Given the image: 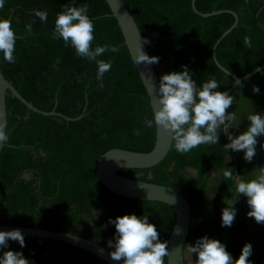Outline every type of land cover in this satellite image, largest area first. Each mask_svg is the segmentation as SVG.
I'll return each mask as SVG.
<instances>
[{
  "label": "trees",
  "instance_id": "1",
  "mask_svg": "<svg viewBox=\"0 0 264 264\" xmlns=\"http://www.w3.org/2000/svg\"><path fill=\"white\" fill-rule=\"evenodd\" d=\"M134 16L143 38L153 40L150 56L159 79L163 74L180 72L187 66L200 87L215 78L218 91L239 89L236 81L215 63L213 48L219 37L234 23L232 14L202 17L192 8V0H124ZM87 4L95 26L96 46H116L97 59L111 61V70L96 79L97 65L76 55L71 45L53 39L55 19L65 6ZM200 12L230 9L239 22L219 44L217 58L230 72L244 77L264 65V0H197ZM48 10L41 22L33 10ZM0 18L11 19L18 37L15 64H9L0 53V65L19 93L32 105L44 111L53 110L79 120L45 116L30 110L21 100L7 94L8 140L0 153V223L68 232L92 240L109 251L107 242L114 240L115 219L124 214L147 216L157 227L159 239L169 241L176 222L173 208L163 202L126 198L109 191L99 180L96 167L101 155L112 148L148 152L156 141V128H146L153 119L149 97L132 60L116 18L106 0H5ZM32 23L33 32L25 26ZM251 38V48L244 37ZM60 63L57 65L56 61ZM55 65V66H54ZM103 83L101 87L100 84ZM243 83V82H242ZM241 83V84H242ZM233 89V90H234ZM232 92L229 94L231 95ZM233 112L232 108L228 109ZM141 130L136 136L134 130ZM228 137L219 133V143L201 145L181 155L174 149L156 166L146 169L123 168L119 174L133 179L168 185L188 200L191 214L211 194L208 181L219 173V203L236 200L235 220L231 227L239 256L246 241L237 230L242 218L243 196L235 192L233 181L225 180L223 171L232 168L241 174V151H226ZM229 156L231 157L228 160ZM187 168L195 177L183 174ZM28 176V177H27ZM103 203L105 215L93 217L94 206ZM222 217H216L217 239ZM106 225V226H105ZM25 238V247L9 241L0 255L9 249L21 251L29 264H109L79 247L45 238ZM190 242L188 235L184 252ZM168 264V258H166Z\"/></svg>",
  "mask_w": 264,
  "mask_h": 264
},
{
  "label": "clouds",
  "instance_id": "2",
  "mask_svg": "<svg viewBox=\"0 0 264 264\" xmlns=\"http://www.w3.org/2000/svg\"><path fill=\"white\" fill-rule=\"evenodd\" d=\"M5 0H0V9ZM89 6L79 7L69 4L64 11L57 14L53 39H62L64 44L71 45L77 56L95 61L97 65L96 79L102 81L104 74L111 70L112 62L97 59L105 52H118L116 46L108 45L92 47L95 40V26L88 15ZM33 14L41 22H46L48 10H33ZM25 26L27 33H32V23ZM18 37L12 27L11 19L0 18V53L9 64H15L16 41ZM244 45L251 48V38L244 37ZM149 43L146 38L140 37L132 54L135 64L154 65L159 63L158 56H150L144 52L143 45ZM60 63L57 59L56 64ZM55 66V65H54ZM180 72L162 74L158 87L154 83L157 96L153 102V119L147 120L145 127H155L160 133L174 141V149L181 155L190 153L201 145H215L219 143V133L222 131L228 137V143L223 147L226 151H243L244 160L251 162L257 154L258 137L264 135V114L253 112L247 116L250 124L246 131L234 136L229 129L238 128L240 118L228 109L235 102V97L228 91H218L219 83L215 78L204 82L198 87L192 79L187 66H182ZM237 86H242L236 80ZM100 86H103L101 82ZM253 91L259 93V87L253 85ZM136 136L141 130H134ZM6 120L0 119V142H7ZM264 148V143H261ZM231 157L229 156L228 160ZM225 180L233 181L235 192L247 198L249 211L247 216L254 218L258 224H264V166L258 167L250 179L233 173L232 168L223 171ZM234 201H228L222 210V227H231L236 216ZM109 224L115 225L114 240L110 239L107 246L113 249L110 258L113 261H122L123 264H171L168 241L159 239L157 227L150 223L147 216L124 214L115 219L109 218ZM106 226V225H105ZM16 241L21 248L25 247V238L21 230H0V248H8L9 241ZM187 253L190 257L196 254L194 264H252L249 257L252 255V245L246 242L238 258L234 259L224 243L207 235L198 238L195 244H187ZM21 251L11 249L0 255V264H29Z\"/></svg>",
  "mask_w": 264,
  "mask_h": 264
},
{
  "label": "water",
  "instance_id": "3",
  "mask_svg": "<svg viewBox=\"0 0 264 264\" xmlns=\"http://www.w3.org/2000/svg\"><path fill=\"white\" fill-rule=\"evenodd\" d=\"M112 15L118 21V24L123 33L125 44L132 57L135 46L143 38L139 26L132 15L130 9L126 6L124 0H106ZM197 0H192V8L198 15L202 17H211L223 13L232 14L235 18L234 23L219 37L214 48L213 58L217 66L236 80L244 82L254 74L264 69V65L258 67L256 70L247 74L244 77H238L234 73L227 70L217 58V48L220 42L238 25L239 16L236 12L230 9L215 10L211 12H200L196 6ZM144 52L148 55L149 50L146 44L143 45ZM133 60V57H132ZM134 62V60H133ZM135 64V62H134ZM141 80L147 91L149 101L153 110V102L156 99V92L154 91V83L158 87L159 76L154 65L135 64ZM232 88L230 92L233 91ZM10 92L12 96L21 100L30 110L45 115L58 116L68 121L79 120L83 117L81 114L78 117L71 118L58 111H56L57 103L53 110L44 111L27 101L13 84L5 78L0 65V119L6 120L7 125V94ZM173 141L160 133L156 129V141L152 150L148 152L133 151L125 148H112L101 155L97 162L96 173L101 183L111 192L132 199L159 201L170 205L175 214L176 222L169 238V251L171 264H187L184 258V244L189 235L191 227V208L186 197L176 189L168 185L157 184L149 181L133 179L120 175L118 172L123 168L131 169H146L158 165L169 153ZM5 145V142H0V153ZM19 229L22 231L24 237L30 238H45L55 241L64 242L76 247H79L87 252L94 254L109 264H123L122 261H113L110 258V252L102 245L78 236L63 231H56L46 228L28 227V226H14L4 225L0 223V230ZM191 262H189L190 264Z\"/></svg>",
  "mask_w": 264,
  "mask_h": 264
},
{
  "label": "rangeland",
  "instance_id": "4",
  "mask_svg": "<svg viewBox=\"0 0 264 264\" xmlns=\"http://www.w3.org/2000/svg\"><path fill=\"white\" fill-rule=\"evenodd\" d=\"M149 46L151 47L153 45V40H149ZM160 75L163 74V69H159ZM263 101H257L256 104L261 103ZM264 104V102H263ZM254 105V104H253ZM235 111L238 113V108L235 107ZM253 112H258L257 108L252 107L250 110L247 111L246 115H249ZM264 114V112L260 113ZM243 123H240V127H243L242 129H238V135L246 131L250 121H248L247 117L242 119ZM234 130L235 128H231ZM237 129V128H236ZM235 129V130H236ZM261 143H264V135H261L258 137V143H257V154L254 157V159L251 162H247L244 160V153L241 152V176L244 179H250L252 178L253 172L260 166H264V148H261ZM214 173L210 177V182L208 187L211 189V194L206 197L203 202H201L196 210L192 214L191 218V227L189 231L190 236V242L189 244H195L196 240L202 236L207 235L209 238H215L217 239V232H216V217L221 216L222 217V210L227 205L226 203H219V209L216 213L215 211V201L217 199L218 193H219V180H220V174ZM186 176H189L190 178L195 177V170L192 168H187L186 171L183 172ZM28 177V176H27ZM243 213L242 216L244 218H249L247 216V212L250 210L249 206L247 204V198L243 196ZM105 208L103 203H99L94 206L93 210V217L95 218H102L105 215ZM240 224L238 225L239 232L241 236L246 238V242L249 243L248 240H250V243L252 245V254L255 252V247L257 246L258 239L260 237H264V224H258L255 221H244L239 220ZM262 234H261V233ZM222 243L225 244L227 250L231 253V249H236V246L234 245V238L231 229L223 227L221 234H220ZM264 241V239H263ZM262 241V242H263ZM187 249V248H186ZM252 256V255H251ZM250 256V257H251ZM239 256H233L234 259L238 258ZM249 257V259H250ZM184 258L187 264L191 262L190 264H194L196 257V254H193L192 257L189 256L187 253V250L184 252Z\"/></svg>",
  "mask_w": 264,
  "mask_h": 264
},
{
  "label": "crops",
  "instance_id": "5",
  "mask_svg": "<svg viewBox=\"0 0 264 264\" xmlns=\"http://www.w3.org/2000/svg\"><path fill=\"white\" fill-rule=\"evenodd\" d=\"M253 85L259 87V90H260L259 93H255L253 91ZM231 95L235 97V102L233 103L231 108H232L233 112L235 111V107L238 108V113L236 111H235V113L240 118V123H243L242 119L246 118L248 116V115H246L247 111L250 110L252 107L258 109V112H256V113L264 112V104H263V102H264V69L261 70L260 72L256 73V74H254L250 78L246 79L242 83L241 88L234 89L232 91ZM257 101H263V102H262V104L261 103L256 104ZM240 123H239V127L237 129L235 128L236 130L235 129L232 130L231 128L229 129V131L234 136L238 135V129L243 128V127H240ZM211 175H210V177H211ZM210 177H209L208 185L210 182ZM229 201H233V200H229ZM244 217L242 216V218L240 220L255 221L254 218H250V217L244 218ZM239 224H240V221L237 223V230H238L239 235L241 236L239 229H238ZM226 228H228V227H226ZM221 231H222V229H221ZM241 237H242L243 241L247 240L243 236H241ZM263 239H264V237H260L258 239L257 246L254 249L255 252H253L252 256L250 257L252 264H264V241H263ZM248 241L250 243V240H248ZM233 250L234 249H231V252Z\"/></svg>",
  "mask_w": 264,
  "mask_h": 264
}]
</instances>
